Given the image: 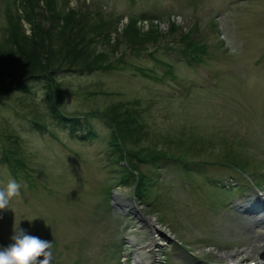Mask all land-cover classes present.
<instances>
[{
    "label": "rangeland",
    "instance_id": "1",
    "mask_svg": "<svg viewBox=\"0 0 264 264\" xmlns=\"http://www.w3.org/2000/svg\"><path fill=\"white\" fill-rule=\"evenodd\" d=\"M18 46L54 71L93 70L53 83L62 111L96 136L80 140L70 125L51 124L49 135L39 134L14 116L15 99L45 110L42 84L27 83V96L8 94L2 147L24 162L29 181L7 175L0 161V188L12 179L21 185L0 210V248L13 242L15 227L52 242L51 264H201L196 255L264 264L255 249L264 226L238 209L251 186L226 196L220 214L205 208V191L197 189L202 177L242 180L239 164L263 180L264 0H0V56L10 59ZM102 112L131 129L140 124L127 147L133 157L177 158L187 175L160 162L158 177L149 163L132 161L134 178L145 176L142 193L133 195L132 182L104 196L121 177L106 158L113 131L81 119Z\"/></svg>",
    "mask_w": 264,
    "mask_h": 264
},
{
    "label": "trees",
    "instance_id": "2",
    "mask_svg": "<svg viewBox=\"0 0 264 264\" xmlns=\"http://www.w3.org/2000/svg\"><path fill=\"white\" fill-rule=\"evenodd\" d=\"M50 66L51 64L46 62L44 57L35 58L34 53L32 52L24 53L23 50H21V46L15 48L10 59L0 56V110H2V107H5V105L2 104L8 97L9 93L22 92L23 94H26V96L27 94L30 95L28 92L29 89L26 88L27 83L35 81V83L42 84V87H44L43 91L46 93V99L44 100L46 104L45 110L37 113V107H35L36 104H34V102L28 103V106H24V103L22 102H24L25 99H18V102H16L17 100L15 99V101H13L15 105L11 103V105L14 106H10L13 115L26 121L29 128L34 132L37 131L39 134L43 132L48 134L49 130L47 127L50 124L53 125L52 128H55L58 125H64V127L70 125L68 128L70 129L69 132L74 133L75 137L79 138L80 140L89 139L92 141V139L96 136L94 132L89 131V128L79 127V124L77 123L79 118L75 116H73L74 118L69 117L68 114H65L62 111L63 108L59 105L58 101H55L57 93H55L56 86L53 82H57L59 76L63 75L64 73L70 72L68 75L74 73L79 75L80 73L84 72L83 74H85L87 72V74H89L93 70L89 68L79 71L72 69L68 71L65 69L54 71L50 68ZM129 117L130 116L127 117L128 120H130ZM81 119L83 121H86L87 119H89V121L91 119H97L99 122H104L105 124L110 125V129L113 131L110 132V137L106 138L105 140L106 145H108L107 149H109L106 154V158L110 160L113 166L118 165L119 171L114 169L113 171L111 170V172L114 175L116 173H121V177H119V179L117 178V181L114 185L108 183V185L105 186V188L102 190V194L104 196H110L112 187L121 185L126 188V186L130 187L132 182L136 184V187L138 186L133 191V195L136 197L138 194L142 193V190L145 189V176L142 173L137 172L136 178H134L133 172L135 173V168L132 164H130L132 161H134L137 165H145L149 163V166L151 167L152 165L151 168L155 172V175H158V177L161 175V172L158 171V165L160 162L164 163L165 166L169 165L168 167L174 165L175 169H183L179 166V164L182 166V163L178 161L177 158L173 159L167 155L163 156L162 154H155V156L145 157L142 159L136 158L135 156L133 157L132 154L128 153V145L133 143L135 137L139 135L140 124H135L133 122L134 126L133 129H131L126 122L120 120L118 114L116 115L112 113L110 116L104 115V112L101 114H95L93 116L83 114ZM5 136L6 135H1L0 137V161L4 168H6L7 175L10 177L11 175L13 177H20V179H23L24 182L29 181V176L26 175L29 174V171L27 172L23 168L24 162L21 163V161L15 157L14 153H9L5 147H2L4 143L3 141L6 139ZM135 163L134 165H136ZM176 163L179 164L177 165ZM239 166L240 169L247 167L243 164H239ZM21 172H24L22 176L19 175Z\"/></svg>",
    "mask_w": 264,
    "mask_h": 264
},
{
    "label": "clouds",
    "instance_id": "3",
    "mask_svg": "<svg viewBox=\"0 0 264 264\" xmlns=\"http://www.w3.org/2000/svg\"><path fill=\"white\" fill-rule=\"evenodd\" d=\"M20 188L21 185L14 179L0 188V210L8 209L11 199L20 194ZM13 232V242L0 248V264H51L52 242L29 235L22 228L14 227Z\"/></svg>",
    "mask_w": 264,
    "mask_h": 264
},
{
    "label": "bare ground",
    "instance_id": "4",
    "mask_svg": "<svg viewBox=\"0 0 264 264\" xmlns=\"http://www.w3.org/2000/svg\"><path fill=\"white\" fill-rule=\"evenodd\" d=\"M255 223L258 224L257 221H255ZM157 233H158V232H157ZM257 241H258V242H257V248H255V249L260 250L261 253L264 255V238L260 237ZM158 244H159V243H156V241H155L154 238L150 240V243H149L148 248L150 249L151 254L154 253L153 250H152V248L154 247V245H155V246H158ZM135 255H136V256L138 257V259H139L140 254H136V253H135ZM154 256H155V255L153 254V257H154ZM147 257H148V256H147ZM143 258H144V257H143ZM148 258H149V257H148ZM145 259H146V258H145ZM147 261L150 262L149 260H147ZM143 264H145V263H143Z\"/></svg>",
    "mask_w": 264,
    "mask_h": 264
}]
</instances>
